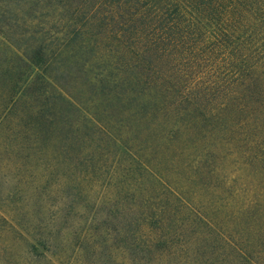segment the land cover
Returning <instances> with one entry per match:
<instances>
[{
  "label": "trees",
  "instance_id": "obj_1",
  "mask_svg": "<svg viewBox=\"0 0 264 264\" xmlns=\"http://www.w3.org/2000/svg\"><path fill=\"white\" fill-rule=\"evenodd\" d=\"M1 86L69 171L52 259L264 264V0H0Z\"/></svg>",
  "mask_w": 264,
  "mask_h": 264
},
{
  "label": "rangeland",
  "instance_id": "obj_2",
  "mask_svg": "<svg viewBox=\"0 0 264 264\" xmlns=\"http://www.w3.org/2000/svg\"><path fill=\"white\" fill-rule=\"evenodd\" d=\"M19 88L26 90L23 84ZM10 90L1 86L0 95ZM35 103L18 99L3 105L0 99V264H24L25 260L29 264H118L114 248L108 250L110 244L102 242V232H88L90 236L83 243H76H81L82 255L72 240V245L64 244L62 259L51 258L63 250L56 234L57 217L68 213L75 192L65 186L69 171L57 165L53 143L39 139L40 123L32 116ZM228 175L233 176L230 171ZM86 201H90L89 196ZM87 207L80 226L91 216ZM33 246L37 253L45 252L42 247L49 252L32 259Z\"/></svg>",
  "mask_w": 264,
  "mask_h": 264
}]
</instances>
